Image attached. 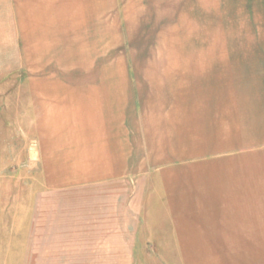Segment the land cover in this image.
Returning a JSON list of instances; mask_svg holds the SVG:
<instances>
[{
  "label": "crops",
  "instance_id": "0c3cea01",
  "mask_svg": "<svg viewBox=\"0 0 264 264\" xmlns=\"http://www.w3.org/2000/svg\"><path fill=\"white\" fill-rule=\"evenodd\" d=\"M10 3L18 63L38 72L47 65L127 63L124 94L77 91V122L97 115L102 131L86 149L77 142L75 166L100 178L99 185L111 183L108 191L117 176L138 177L156 207L172 209L167 222L155 223L166 228L148 239H264V40L227 38L264 33V0ZM2 12L1 2L0 42ZM33 80L43 81L41 108L50 104L54 112L64 90L47 85L46 74ZM94 103L104 110H84ZM49 151L46 174L74 158ZM104 257L110 264L114 256Z\"/></svg>",
  "mask_w": 264,
  "mask_h": 264
},
{
  "label": "rangeland",
  "instance_id": "374dc122",
  "mask_svg": "<svg viewBox=\"0 0 264 264\" xmlns=\"http://www.w3.org/2000/svg\"><path fill=\"white\" fill-rule=\"evenodd\" d=\"M1 2L0 264H104L107 254L114 256L110 264H264V239H148L158 236L151 231L166 228L155 223L167 222L172 209L156 207L153 193L141 191L140 178L117 176L108 191L111 183L103 186L98 177L82 176L84 171L75 166L80 164L75 161L77 142L86 149L85 143L102 129L97 115L77 122L76 93L100 95L114 88L124 94L130 87L127 63L47 65L39 72L18 63L21 48L12 40L11 3ZM227 38L264 40V33L229 32ZM38 74H46L47 85L64 90L54 112L50 104L44 111L38 103L39 89L44 88L43 81L33 80ZM100 104L84 110L98 114L104 110ZM44 122H51L50 127L45 129ZM49 147L74 157L72 162L64 160L62 169L54 162L55 175L45 170L43 157ZM107 234L114 239L101 240Z\"/></svg>",
  "mask_w": 264,
  "mask_h": 264
}]
</instances>
